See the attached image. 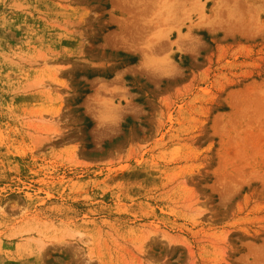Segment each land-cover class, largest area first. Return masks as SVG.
<instances>
[{
    "label": "rangeland",
    "instance_id": "rangeland-1",
    "mask_svg": "<svg viewBox=\"0 0 264 264\" xmlns=\"http://www.w3.org/2000/svg\"><path fill=\"white\" fill-rule=\"evenodd\" d=\"M0 264H264V0H0Z\"/></svg>",
    "mask_w": 264,
    "mask_h": 264
}]
</instances>
